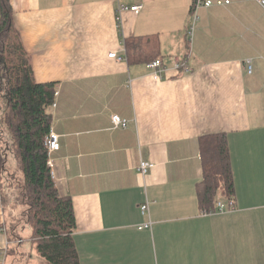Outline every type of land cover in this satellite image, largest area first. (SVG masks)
Masks as SVG:
<instances>
[{"label": "crops", "instance_id": "0c3cea01", "mask_svg": "<svg viewBox=\"0 0 264 264\" xmlns=\"http://www.w3.org/2000/svg\"><path fill=\"white\" fill-rule=\"evenodd\" d=\"M8 1L36 82L56 83L53 179L72 203L79 263L264 264V8L254 0L199 6L190 40L195 0ZM135 4L138 12L119 10ZM132 37H151L161 78L150 61L128 59ZM175 59L191 71H176ZM218 132L234 208L204 214L199 139ZM140 161L152 163L146 175ZM15 245L0 232V263L27 264L34 246Z\"/></svg>", "mask_w": 264, "mask_h": 264}, {"label": "trees", "instance_id": "16d2710c", "mask_svg": "<svg viewBox=\"0 0 264 264\" xmlns=\"http://www.w3.org/2000/svg\"><path fill=\"white\" fill-rule=\"evenodd\" d=\"M143 41L152 46L151 52H145ZM124 44L130 61L156 58L151 37H132ZM55 90L53 81L36 82L30 56L14 28L9 1L0 0V204L7 234L16 243V252L24 243L21 228L28 227L27 241L44 264H80L72 237V203L56 188L44 145ZM199 150L202 178L196 193L200 207L211 210L219 194L228 199L234 193L225 133L203 135Z\"/></svg>", "mask_w": 264, "mask_h": 264}, {"label": "built area", "instance_id": "2783aa9c", "mask_svg": "<svg viewBox=\"0 0 264 264\" xmlns=\"http://www.w3.org/2000/svg\"><path fill=\"white\" fill-rule=\"evenodd\" d=\"M254 1H256L258 4H260L264 8V0H254ZM223 2L228 3L229 1L228 0H225V1L216 0L214 2L212 0H195L194 5L192 7V11H191V25L189 26L188 31H187V35L190 37V40H191L192 33H193L194 23L196 22V20L198 18L197 8L199 6L209 7V6L213 5L214 3L220 5V4H223ZM141 8H142V6L140 4H135V5H131V6H124V5L119 6V10H131L134 12H138ZM192 23H193V25H192ZM109 56L120 59V57H118L115 52L109 53ZM246 62H247L248 71H250L251 70L250 60H246ZM147 65L149 68L152 69V75L154 78L158 79V78L162 77L163 68H162L161 61L159 59H154V60L148 62ZM173 66H174V69L176 71L182 70L184 73H189L191 71V67L184 60L175 59ZM54 105H55V103L53 101L52 106H54ZM111 121L115 127H119V126L120 127H126V125H127V120L124 118H121L117 114L111 115ZM44 145H45V148L47 151V158H48L47 163H48V166L50 167V174H51V177L54 178V172L52 169V162H53L52 161V154H53V152H55L59 149L60 145H59V136L52 129L49 130L48 135L45 137ZM151 168H152V163L146 162V161H140V163L137 167V171L141 175H146L150 171ZM232 208H234V200H233V198L230 197L227 199V202L216 200L213 209L203 210L202 213L207 214V213H212V212H216V211L222 212V211H225L226 209H232ZM148 211H149L148 203L145 202V203L141 204V206H140L141 214L146 215V214H148ZM140 227L141 228L150 227V222H146ZM0 232L6 234V228L4 226L0 227ZM17 242L20 243L21 239H18ZM0 264H2V263H0Z\"/></svg>", "mask_w": 264, "mask_h": 264}, {"label": "rangeland", "instance_id": "374dc122", "mask_svg": "<svg viewBox=\"0 0 264 264\" xmlns=\"http://www.w3.org/2000/svg\"><path fill=\"white\" fill-rule=\"evenodd\" d=\"M195 23H194V25H195ZM192 25H193V23H192ZM1 116H3V112L2 111H0V117ZM28 232H29V228L28 227L26 229L25 228H21L20 234L25 239L24 240V244H25L26 247H27V245L29 243L27 241V238H28V235H29ZM29 250H30V254L28 255V257H26L27 264H44L45 263L44 260H43V258L40 257L39 254L36 252L35 248H29ZM1 259H2V257H1ZM4 264H8V259H7V262L4 261Z\"/></svg>", "mask_w": 264, "mask_h": 264}, {"label": "bare ground", "instance_id": "6f19581e", "mask_svg": "<svg viewBox=\"0 0 264 264\" xmlns=\"http://www.w3.org/2000/svg\"><path fill=\"white\" fill-rule=\"evenodd\" d=\"M2 227V226H1ZM6 228V227H5ZM4 234V233H3ZM6 234H7V230H6ZM22 241V240H21Z\"/></svg>", "mask_w": 264, "mask_h": 264}]
</instances>
